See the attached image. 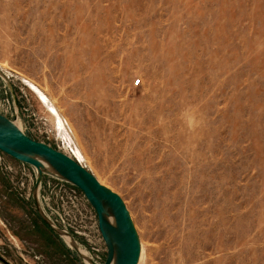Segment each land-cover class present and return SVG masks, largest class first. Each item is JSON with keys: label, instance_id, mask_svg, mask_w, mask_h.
Masks as SVG:
<instances>
[{"label": "rangeland", "instance_id": "1", "mask_svg": "<svg viewBox=\"0 0 264 264\" xmlns=\"http://www.w3.org/2000/svg\"><path fill=\"white\" fill-rule=\"evenodd\" d=\"M0 115L118 194L139 264H264V0H0ZM0 151V264H86ZM40 205L96 264L99 219Z\"/></svg>", "mask_w": 264, "mask_h": 264}, {"label": "water", "instance_id": "2", "mask_svg": "<svg viewBox=\"0 0 264 264\" xmlns=\"http://www.w3.org/2000/svg\"><path fill=\"white\" fill-rule=\"evenodd\" d=\"M0 151L36 169L38 179L34 201L39 213L53 231L62 237L69 235L52 225L40 205V187L44 175L67 182L85 195L99 219L100 231L107 247L105 264L140 263L142 245L128 208L118 194L102 185L89 170L71 157L32 139L2 115ZM74 249L81 254L77 248Z\"/></svg>", "mask_w": 264, "mask_h": 264}, {"label": "bare ground", "instance_id": "3", "mask_svg": "<svg viewBox=\"0 0 264 264\" xmlns=\"http://www.w3.org/2000/svg\"><path fill=\"white\" fill-rule=\"evenodd\" d=\"M100 182V181H99ZM101 183V182H100ZM102 184V183H101ZM103 185V184H102ZM105 186V185H104ZM106 188H108L107 186H105ZM109 189V188H108ZM111 190V189H109ZM112 191V190H111ZM64 239L68 242V244L72 247V248H77L80 253L82 254V256L85 259L86 264H96L86 253H84L81 248L79 247V245L77 244V242L70 237L69 235H63Z\"/></svg>", "mask_w": 264, "mask_h": 264}, {"label": "built area", "instance_id": "4", "mask_svg": "<svg viewBox=\"0 0 264 264\" xmlns=\"http://www.w3.org/2000/svg\"><path fill=\"white\" fill-rule=\"evenodd\" d=\"M23 164V163H22ZM63 185L64 186H67L68 187V189L71 191V193H73V195L72 194H70L69 193V196H71V199H73V201L76 203L77 201H78V197H79V194H81V195H83L84 197H85V195L79 190V189H77L76 187H74L73 185H71V184H69V183H67V182H64L63 181ZM85 199H86V197H85ZM87 200V199H86ZM93 209V208H92ZM94 210V209H93ZM95 212V211H94ZM97 215V214H96Z\"/></svg>", "mask_w": 264, "mask_h": 264}]
</instances>
